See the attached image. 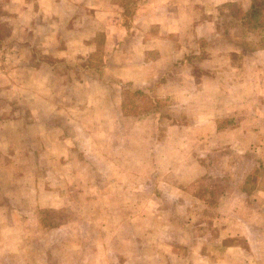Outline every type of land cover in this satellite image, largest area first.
Segmentation results:
<instances>
[{
  "label": "crops",
  "instance_id": "obj_1",
  "mask_svg": "<svg viewBox=\"0 0 264 264\" xmlns=\"http://www.w3.org/2000/svg\"><path fill=\"white\" fill-rule=\"evenodd\" d=\"M261 1L0 0V26L12 33L7 41L18 27L75 28L69 40L55 39L79 45L58 52L76 65L101 59L102 70H112L119 97L114 100L104 88L94 97L92 82L83 76L78 87L74 80L61 85L69 95L50 101L56 118L52 143L42 149V137L33 130V146L21 150L35 172L32 180L37 178L23 196L31 203L17 211L7 205L0 264H208L191 254L197 243L175 244L173 219L164 213L173 205L163 210L160 204L205 202L197 191L214 186L211 176L221 177L222 171L232 181L241 171L234 160L264 151L258 144L264 118L253 120L264 115V22L256 27L249 16ZM36 12L38 25L30 20ZM87 13L93 28L86 26ZM99 33L106 44L101 53L95 43ZM256 37L259 45L250 46ZM127 89L147 93L148 112L126 110ZM79 98L86 104L78 106ZM31 116L27 124L41 127ZM227 117L231 123L224 124ZM222 151V163H209ZM244 169L254 170V163ZM147 183L157 189L149 190L150 211L123 208L137 203L136 193ZM251 196L244 193L245 202ZM217 197L216 203L223 199ZM230 201L235 209L239 195L230 194ZM44 211L63 220L45 224ZM214 212L221 215L217 207ZM149 214L153 223L146 228ZM249 232L226 230L228 245H217L219 257L209 264H264V241L253 248L249 241L239 244Z\"/></svg>",
  "mask_w": 264,
  "mask_h": 264
},
{
  "label": "rangeland",
  "instance_id": "obj_2",
  "mask_svg": "<svg viewBox=\"0 0 264 264\" xmlns=\"http://www.w3.org/2000/svg\"><path fill=\"white\" fill-rule=\"evenodd\" d=\"M261 2L257 9L261 10L264 7V0ZM127 13L130 14V12ZM39 14L36 12L30 18L36 25L40 24L41 21ZM86 15V26L93 28V19H90L88 13ZM250 19L252 24L257 27L264 22V15L261 12L259 14L253 13L250 15ZM67 27L61 29L56 26L55 28H37L36 26H31L25 30L18 27L17 31L15 29L13 31L14 40L7 41L8 34H12L10 28L0 26V223L6 221L4 212L8 210L7 205L17 211L20 208L26 207L30 202L23 196H27V193H29L27 188L31 189L30 186L33 185L32 181L37 178V175L35 174L32 180V175L35 172L28 169L26 158H24L21 150L23 147L33 146L32 134H30L33 130H35L37 136L41 135L42 137V140L39 142V146L42 149L46 148L47 141L52 143L54 136L52 129L56 118L50 101L53 102L55 99L60 101L61 96L69 95V92L65 91L61 85L66 83V81L74 80L73 86L78 87L79 83L77 81L81 80L83 76L85 83L87 80L90 83L92 82L91 84L94 87L92 94H94V97H99L101 89L104 88L107 95L113 96V99L116 101L119 99L117 93L118 85L116 80L113 79L112 70H110V73L108 69L103 71L101 59L92 60L91 63L87 62L88 68H86L87 64L81 62L76 65V59H69L68 56L58 52L61 47L69 49L79 45L78 42L64 41L58 43L56 41V35L69 40L70 31H74L75 28L72 30V28ZM58 30L59 32L57 33ZM223 32L227 33L226 31ZM98 36L95 42L96 50L101 53L105 49L106 44L101 42L102 37L100 33ZM226 40L227 36L221 40L222 48L226 45L224 42ZM249 44L252 47L258 46L259 38H253ZM106 62L109 64V69H111L114 62L112 57L107 58ZM71 64L77 66V69L72 68ZM96 70L99 71L98 74H96ZM29 71L30 73H28ZM70 73L73 74L70 75ZM124 95L129 103V106L126 108L128 112L139 113L145 110L148 112L151 108L152 102L148 99L147 93L136 94L132 91L129 92L127 89ZM99 102L100 100L95 101V103ZM84 104H86L84 99L79 98L77 100L78 106ZM29 116L40 120L38 124L41 127L33 128L32 124H27L26 121ZM44 116L48 117V121L43 120L42 117ZM254 117L253 120L258 122V120L260 121L261 118H264V115H261L259 118L257 116ZM227 118L224 124L231 123L229 122L231 120L230 117ZM43 131H46V135H49L50 139L46 137ZM254 143H257V141L254 140ZM258 144H264V138ZM259 145H254V149ZM39 146L36 147L37 150H39ZM11 151L13 152L9 154ZM221 153L225 152L222 151L216 156L209 157V163L214 164V161L222 163ZM234 161L241 171L236 172L232 181L226 180L223 172L219 171L221 173L219 176L221 177H210V181H215L214 186L206 188L205 191H197V197H203L205 202H168V204H160L163 210L165 209L164 207L173 205L172 211L168 210L167 214L165 209L164 213L165 215H171L170 218L172 217L173 219L174 233L172 239L175 244L190 242L194 245L197 243L198 248L190 250L191 254L197 258H206L205 263L208 261V264L211 262L210 259L219 257L217 245L222 248L228 245L229 236L225 235L226 230H250L248 240H241L239 244L249 241L252 244V248L260 246L264 241L260 232V230H264V211H262L264 209V151L261 154L242 156ZM251 163H254V170L246 171L244 168L248 167V165L251 166ZM146 174L148 175L149 172H146ZM21 185H23V188ZM20 188L22 189L20 190ZM149 190L155 192L157 189L153 184L149 186L147 183L144 189L136 193L137 203H124L123 208L130 210V206L135 205L137 211L141 209V212H149L150 207L153 205L149 202ZM244 193L252 194L250 201L245 202L243 198ZM218 194H222L223 199L216 203L215 200L218 198ZM230 194L235 198L236 195H239V204L237 207H234L235 209L232 208L235 201H230ZM41 198L45 199V197ZM146 199L147 202H145ZM240 199H242V202ZM139 200H143V202L140 204L138 203ZM126 205L127 207H125ZM215 206L221 212V215L219 214L220 217L217 215L218 213L214 212ZM248 207L253 212H250V208ZM235 211L238 212L233 213ZM151 216L149 214L143 222L146 228H149L151 223H153ZM63 217H59L50 211L42 212L41 216L45 224H49L55 219L60 222L61 218L63 220ZM14 224L17 225L15 222ZM109 225L111 227L114 226L113 222H110ZM139 230H145V228L140 227ZM9 236H11L10 233ZM143 236L146 239L149 238L148 234H143ZM1 240L5 241L2 238ZM224 254L225 252L222 251L221 256L223 257Z\"/></svg>",
  "mask_w": 264,
  "mask_h": 264
},
{
  "label": "trees",
  "instance_id": "obj_3",
  "mask_svg": "<svg viewBox=\"0 0 264 264\" xmlns=\"http://www.w3.org/2000/svg\"><path fill=\"white\" fill-rule=\"evenodd\" d=\"M256 9H257V8H256ZM256 9H254L251 13H252V14H253V13H254V14H259L260 12H262V9H261V10H260V9H257V10H256ZM259 10H260V11H259ZM251 13L249 14V16L252 15Z\"/></svg>",
  "mask_w": 264,
  "mask_h": 264
}]
</instances>
